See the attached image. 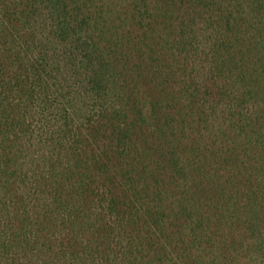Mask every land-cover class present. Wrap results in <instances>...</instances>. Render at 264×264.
Wrapping results in <instances>:
<instances>
[{
	"label": "trees",
	"instance_id": "obj_1",
	"mask_svg": "<svg viewBox=\"0 0 264 264\" xmlns=\"http://www.w3.org/2000/svg\"><path fill=\"white\" fill-rule=\"evenodd\" d=\"M0 264H264V0H0Z\"/></svg>",
	"mask_w": 264,
	"mask_h": 264
}]
</instances>
